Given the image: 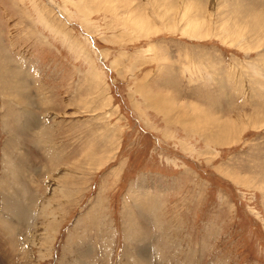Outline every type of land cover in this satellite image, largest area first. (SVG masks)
Returning a JSON list of instances; mask_svg holds the SVG:
<instances>
[{
    "label": "rangeland",
    "instance_id": "1",
    "mask_svg": "<svg viewBox=\"0 0 264 264\" xmlns=\"http://www.w3.org/2000/svg\"><path fill=\"white\" fill-rule=\"evenodd\" d=\"M6 216L7 264H264V0H0Z\"/></svg>",
    "mask_w": 264,
    "mask_h": 264
},
{
    "label": "bare ground",
    "instance_id": "2",
    "mask_svg": "<svg viewBox=\"0 0 264 264\" xmlns=\"http://www.w3.org/2000/svg\"><path fill=\"white\" fill-rule=\"evenodd\" d=\"M24 91V90H23ZM26 104H27V102H25ZM169 108V107H168ZM170 111H172V110H170ZM26 115V114H25ZM172 117V116H171ZM31 128H32V124H29V125H26V127L24 128V131H22L24 134H26V135H28L29 134V132L31 131ZM28 163V162H27ZM28 167V166H27ZM26 167V169H29V168H27ZM9 171V170H8ZM18 177V176H17ZM14 179V178H13ZM25 180V179H24ZM21 188V187H20ZM23 189V188H22ZM14 188H13V190H12V192H11V197L13 196V192H14ZM24 190L25 191H27V197L28 198H30V196L32 195V191H31V187L29 186V184L27 183V182H25L24 183ZM23 190V191H24ZM18 193V192H17ZM16 195V194H15ZM14 197V196H13ZM17 197V196H16ZM18 197H19V195H18ZM17 197V198H18ZM19 198H21V196L19 197ZM18 198V199H19ZM24 198V197H23ZM23 198H21V199H23ZM32 198H34V197H31V200H32ZM12 199V198H11ZM25 200V199H24ZM7 201V200H6ZM19 201V200H18ZM28 202H29V199L27 200ZM19 203H20V201H19ZM23 203V202H22ZM24 204V203H23ZM31 204V203H30ZM7 205V204H6ZM9 205V204H8ZM26 205V204H25ZM29 206V205H28ZM27 208V207H26ZM5 213V212H4ZM8 214V213H7ZM22 214V213H21ZM8 216V215H7ZM6 216V218H3V219H1V221H0V237H1V239H0V252L2 253V258H1V261H0V264H7L6 262H7V260H8V258L10 259V256L9 257H7V255L9 254L10 255V253H8V251L11 249V248H13V249H16L17 248V242L15 241V237H16V233H17V231L16 230H13L15 227L13 226V224H12V217L11 218H8ZM17 220V226L16 227H18V225L19 224H21V226H22V224H24V222H26V220H24V217H23V215H19V216H17V217H15ZM26 224V223H25ZM24 224V225H25ZM23 225V226H24ZM11 226H13V228L10 230V227ZM24 227H26V226H24ZM28 227V226H27ZM21 229H22V227H21ZM15 231H16V233H15ZM23 243V242H22ZM5 244V245H4ZM22 246V245H21ZM12 249V250H13ZM24 249V248H23ZM14 252H16L15 250L14 251H11V254L13 253V255L15 254ZM0 253V254H1ZM11 259H14V257L12 258L11 257ZM10 259V260H11ZM12 261V260H11ZM19 261V260H18ZM9 264V263H8Z\"/></svg>",
    "mask_w": 264,
    "mask_h": 264
},
{
    "label": "crops",
    "instance_id": "3",
    "mask_svg": "<svg viewBox=\"0 0 264 264\" xmlns=\"http://www.w3.org/2000/svg\"><path fill=\"white\" fill-rule=\"evenodd\" d=\"M34 148H35V147H34ZM34 151H35V149H34ZM51 153H52V152H38V156H37V157H38V163H39L41 166L49 165V159H47V157L50 156ZM39 156H40L41 159L39 158ZM44 159L47 160V164L44 163ZM41 160H42V162H41ZM17 192H18V191L16 190V194L18 195ZM17 195H16V196H17ZM34 199H36V197H34ZM44 200H45V199H43V200L41 201L40 204H44ZM22 202H23V203H29L30 201H29V202H28V201H20V203H22ZM23 203H22V204H23ZM31 203H35V204H36V203H37V200L32 201Z\"/></svg>",
    "mask_w": 264,
    "mask_h": 264
}]
</instances>
